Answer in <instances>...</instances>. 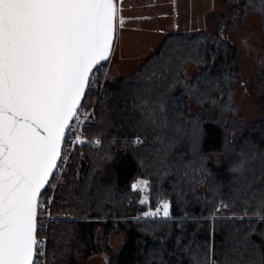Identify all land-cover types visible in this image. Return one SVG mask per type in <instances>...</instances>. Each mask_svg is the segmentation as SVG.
<instances>
[{
  "label": "trees",
  "instance_id": "16d2710c",
  "mask_svg": "<svg viewBox=\"0 0 264 264\" xmlns=\"http://www.w3.org/2000/svg\"><path fill=\"white\" fill-rule=\"evenodd\" d=\"M222 1L230 15L256 13L264 34V0ZM106 65L84 100L103 82L85 128L100 145H78L53 192L52 214L67 216L48 223L51 264H264V116L237 112V43L178 28L130 75L103 80ZM137 180L149 182L146 204ZM161 201L169 217L144 216Z\"/></svg>",
  "mask_w": 264,
  "mask_h": 264
},
{
  "label": "snow or ice",
  "instance_id": "6c2138e0",
  "mask_svg": "<svg viewBox=\"0 0 264 264\" xmlns=\"http://www.w3.org/2000/svg\"><path fill=\"white\" fill-rule=\"evenodd\" d=\"M115 17L113 0H0V264H41L40 195L69 159L64 144L75 134L72 122L87 123L80 106L109 57ZM82 136L71 141L73 149L100 145ZM148 187L147 180L131 185L144 193L141 204ZM169 207L161 201L144 216L169 217Z\"/></svg>",
  "mask_w": 264,
  "mask_h": 264
},
{
  "label": "rangeland",
  "instance_id": "374dc122",
  "mask_svg": "<svg viewBox=\"0 0 264 264\" xmlns=\"http://www.w3.org/2000/svg\"><path fill=\"white\" fill-rule=\"evenodd\" d=\"M119 3L121 14L119 16L117 12L119 20L114 48L107 65L104 70L102 69L103 80L109 72L110 77H115L117 74L130 75L137 70L159 45L167 31L178 28L205 29L208 32L218 30L238 45L240 71L234 90L237 112L245 119L264 116V34L256 13L244 19L241 18L239 11L230 15L227 4L222 0H120ZM116 9L118 10V6ZM224 12L225 16L221 19L220 13ZM229 19L233 24L231 27L228 24ZM185 71L187 75H191L194 69L189 66ZM94 83L96 82L92 84ZM92 94L96 104L99 96L96 92ZM80 138L87 139L85 133ZM66 163H61L56 177L51 181L54 187H50L46 193L51 200L54 189L61 179L62 166L64 170ZM50 213L54 216L53 219L63 215H53L51 208ZM114 245L118 248L120 242L114 240ZM48 248L49 242L47 246L49 258ZM49 262L51 264L50 259ZM84 263L107 264V261L102 254H93L87 256Z\"/></svg>",
  "mask_w": 264,
  "mask_h": 264
},
{
  "label": "built area",
  "instance_id": "2783aa9c",
  "mask_svg": "<svg viewBox=\"0 0 264 264\" xmlns=\"http://www.w3.org/2000/svg\"><path fill=\"white\" fill-rule=\"evenodd\" d=\"M102 86L103 83L96 82L93 85V92H96L97 96H100L102 93ZM94 104L95 102H88L86 104L83 103L81 104V111L79 113L80 116V121H87V123H79L77 124L75 121H73V125L75 127V134L70 135L68 139L65 141L64 147L66 149V152L64 153L66 156H70L71 152H73V145L71 141L75 140L77 136L80 135L81 132H83V135L85 133V128L89 123H94L96 122L97 118L94 114ZM59 170V168H58ZM62 171H63V166H62ZM149 189V187H148ZM40 199L44 202L45 210L42 213H39V220L37 227L40 228V233L37 234V239L41 240L44 242L43 244V251H44V256L40 257L41 264H50L48 254H47V246H48V223L50 220L54 218V216L51 215L50 213V208H51V203L48 201L51 200L50 197L47 196V194H41ZM67 214H63L61 217H65Z\"/></svg>",
  "mask_w": 264,
  "mask_h": 264
},
{
  "label": "water",
  "instance_id": "95a60500",
  "mask_svg": "<svg viewBox=\"0 0 264 264\" xmlns=\"http://www.w3.org/2000/svg\"><path fill=\"white\" fill-rule=\"evenodd\" d=\"M119 1H120V0H113L115 7H117V3H118ZM117 16H118V15H117V9H116V17H115V22H114V38H113V41H112L111 46H110V48H111V50H110V54H109L108 59H107L106 61H102L99 65L108 62L109 59H110V57H111V54H112V51H113V48H114L115 38H116L117 23H118V20H119ZM99 65H98V66H99ZM98 66H97V67H98ZM87 90H88V89H87ZM86 92H87V91H86ZM84 99H85V96H84L83 99H82V103H83ZM82 103H81V104H82ZM43 192H44V191L42 190L41 194H42ZM40 196H41V195H40Z\"/></svg>",
  "mask_w": 264,
  "mask_h": 264
}]
</instances>
